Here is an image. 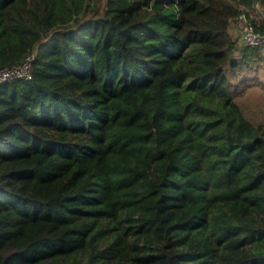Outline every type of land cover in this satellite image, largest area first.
Here are the masks:
<instances>
[{"label":"trees","instance_id":"obj_1","mask_svg":"<svg viewBox=\"0 0 264 264\" xmlns=\"http://www.w3.org/2000/svg\"><path fill=\"white\" fill-rule=\"evenodd\" d=\"M254 1L0 0V264H264Z\"/></svg>","mask_w":264,"mask_h":264},{"label":"built area","instance_id":"obj_2","mask_svg":"<svg viewBox=\"0 0 264 264\" xmlns=\"http://www.w3.org/2000/svg\"><path fill=\"white\" fill-rule=\"evenodd\" d=\"M232 31L242 45L264 46V34L258 31L250 22L246 13L241 12L231 20ZM32 53L26 59L14 66L0 67V84L16 78L31 79L33 77Z\"/></svg>","mask_w":264,"mask_h":264},{"label":"rangeland","instance_id":"obj_3","mask_svg":"<svg viewBox=\"0 0 264 264\" xmlns=\"http://www.w3.org/2000/svg\"><path fill=\"white\" fill-rule=\"evenodd\" d=\"M253 12L257 16H264V3L254 1ZM264 48V47H263ZM239 98L244 101L250 113L256 118L264 115V88L260 85H245L240 92Z\"/></svg>","mask_w":264,"mask_h":264}]
</instances>
